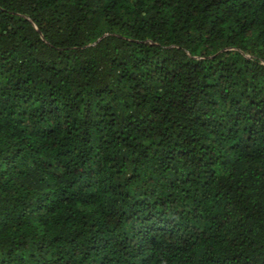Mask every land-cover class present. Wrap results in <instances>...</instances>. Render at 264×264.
Wrapping results in <instances>:
<instances>
[{
    "label": "trees",
    "instance_id": "obj_1",
    "mask_svg": "<svg viewBox=\"0 0 264 264\" xmlns=\"http://www.w3.org/2000/svg\"><path fill=\"white\" fill-rule=\"evenodd\" d=\"M0 264H264V0H0Z\"/></svg>",
    "mask_w": 264,
    "mask_h": 264
}]
</instances>
